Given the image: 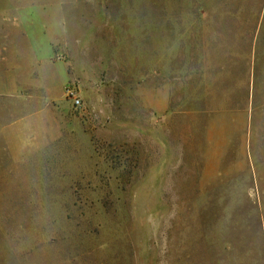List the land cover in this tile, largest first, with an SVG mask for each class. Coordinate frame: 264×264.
Listing matches in <instances>:
<instances>
[{"label": "rangeland", "instance_id": "obj_1", "mask_svg": "<svg viewBox=\"0 0 264 264\" xmlns=\"http://www.w3.org/2000/svg\"><path fill=\"white\" fill-rule=\"evenodd\" d=\"M0 264H264V0H0Z\"/></svg>", "mask_w": 264, "mask_h": 264}, {"label": "built area", "instance_id": "obj_2", "mask_svg": "<svg viewBox=\"0 0 264 264\" xmlns=\"http://www.w3.org/2000/svg\"><path fill=\"white\" fill-rule=\"evenodd\" d=\"M66 95L69 96V99L73 102L75 106L80 105V99L78 98L77 91L75 90L74 87L73 88L68 87L66 89Z\"/></svg>", "mask_w": 264, "mask_h": 264}, {"label": "crops", "instance_id": "obj_3", "mask_svg": "<svg viewBox=\"0 0 264 264\" xmlns=\"http://www.w3.org/2000/svg\"><path fill=\"white\" fill-rule=\"evenodd\" d=\"M20 122L19 121H15L13 123H11L8 127H5L3 130V132L7 131V130H10L11 132H13L14 130H17L19 129V124Z\"/></svg>", "mask_w": 264, "mask_h": 264}]
</instances>
